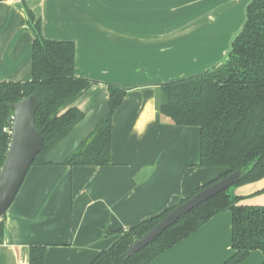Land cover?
Returning a JSON list of instances; mask_svg holds the SVG:
<instances>
[{
	"label": "crops",
	"instance_id": "crops-1",
	"mask_svg": "<svg viewBox=\"0 0 264 264\" xmlns=\"http://www.w3.org/2000/svg\"><path fill=\"white\" fill-rule=\"evenodd\" d=\"M249 0H0V82L31 77L34 40L74 43L75 73L94 81L73 104L83 119L31 167L4 215L0 264H89L120 237L224 172L199 167V129L175 126L155 107L160 85L220 64ZM107 84L127 89L112 117L110 165L61 163L108 112ZM238 205L264 207V178L233 189ZM232 254L231 214L214 215L149 264H222ZM261 251L239 264H262Z\"/></svg>",
	"mask_w": 264,
	"mask_h": 264
},
{
	"label": "trees",
	"instance_id": "trees-1",
	"mask_svg": "<svg viewBox=\"0 0 264 264\" xmlns=\"http://www.w3.org/2000/svg\"><path fill=\"white\" fill-rule=\"evenodd\" d=\"M26 13L34 35L31 77L26 82H0V168L10 142V104L30 95L37 97L34 123L44 141L31 167L47 166L51 163L45 160L46 154L84 117L72 104L94 84L75 74L74 43L44 39L40 21L29 10ZM126 92V88L107 84V114L62 165H110L112 117ZM155 107L171 124L199 129V167L225 169L219 178L198 187L195 193L234 171H240L241 176L232 188L181 217L133 257L125 259L127 248L192 195L119 231L118 240L89 264H149L222 212L231 214L232 249L222 264H239L254 250L264 256V207L240 206V197L233 194L234 188L264 178V0L248 4L244 23L233 37L225 60L201 74L160 85ZM3 236L4 216L0 220V244ZM44 253L43 246L30 247L29 264H42Z\"/></svg>",
	"mask_w": 264,
	"mask_h": 264
},
{
	"label": "water",
	"instance_id": "water-1",
	"mask_svg": "<svg viewBox=\"0 0 264 264\" xmlns=\"http://www.w3.org/2000/svg\"><path fill=\"white\" fill-rule=\"evenodd\" d=\"M251 1L252 0L248 1L245 11ZM238 31L235 34H237ZM225 58L223 60H225ZM37 105L38 99L34 95H30L16 103L9 105V109L12 111L13 115L10 128V142L4 162L0 168V220L14 201L28 170L30 169L35 157L38 155L43 145V136L39 133L34 123V114ZM240 176V171H234L202 189L201 191L193 194L185 202L177 205L171 211L167 212L156 225H154L150 230L144 233L139 239L134 241L127 248L125 252V259L127 260L133 257L137 252L159 237L165 231V229L174 225L181 217L187 215L200 204L216 196L217 194L232 188Z\"/></svg>",
	"mask_w": 264,
	"mask_h": 264
}]
</instances>
